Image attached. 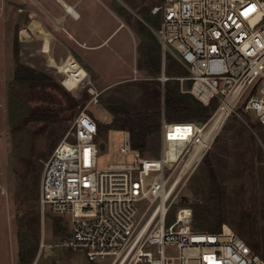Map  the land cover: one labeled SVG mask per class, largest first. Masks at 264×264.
Returning a JSON list of instances; mask_svg holds the SVG:
<instances>
[{"label":"built area","instance_id":"2783aa9c","mask_svg":"<svg viewBox=\"0 0 264 264\" xmlns=\"http://www.w3.org/2000/svg\"><path fill=\"white\" fill-rule=\"evenodd\" d=\"M149 13L158 22L150 30L163 64L168 55L176 60L188 76L174 79L190 82L185 92L206 107L215 101V108L205 121L162 115L157 158L132 149L124 132L119 152L133 161L102 171L97 122L80 112L44 163L38 197L42 214L67 218L69 235L58 244L41 240L38 249L80 251L89 262L111 258L110 264H264L226 225L194 230L191 203L180 197L230 118L252 111L264 130V0H157ZM170 79L162 74L159 81ZM141 201L147 207L137 217Z\"/></svg>","mask_w":264,"mask_h":264},{"label":"rangeland","instance_id":"374dc122","mask_svg":"<svg viewBox=\"0 0 264 264\" xmlns=\"http://www.w3.org/2000/svg\"><path fill=\"white\" fill-rule=\"evenodd\" d=\"M110 1L135 30L142 23L151 32L150 24L153 26L155 18L149 9L157 0ZM14 13L7 12L0 3V264H19L20 233L37 247L30 264H110L111 258L89 262L82 252L60 247L39 251L41 240L46 244L63 241L69 235V224L66 217L47 211L41 213L38 205L40 182L37 187L29 178L17 177L21 171L20 159L30 163L35 173L42 174L44 163L64 139L73 120L85 110L100 124L97 140L104 143V149L98 153L96 169L102 171L110 165L131 163L132 155L124 156L119 152L124 143V131L110 126L114 116L108 109L123 107L130 114L155 110L162 113L165 82L162 84L159 79L162 74L170 78V62L165 61L164 68L161 65L159 74L150 75L143 67L132 74L131 69L116 61L114 69L125 79L123 83L107 86L92 77L87 84L88 74L72 58L57 66L50 60L58 71L40 63L41 60L36 63L38 54L31 47L26 51L22 49ZM147 43L148 40L138 35L137 62L144 61L140 52ZM16 45L19 63L48 76V82L20 84L13 81ZM187 84L183 82L184 89ZM248 96L249 92L240 106ZM37 109L55 112L58 120L49 125L42 121L26 122V117ZM243 116V119L230 118L225 123L205 155L215 171L221 197L211 196L205 157L190 174L180 197L204 206L212 215L211 219H221L223 225L236 232L264 260V130L253 121L252 111ZM160 150V135L156 133L148 137L146 151L142 154L157 158ZM137 207L139 217L147 202L141 201ZM177 208L178 205L171 208L168 225L173 223ZM56 223L65 231H57Z\"/></svg>","mask_w":264,"mask_h":264},{"label":"crops","instance_id":"0c3cea01","mask_svg":"<svg viewBox=\"0 0 264 264\" xmlns=\"http://www.w3.org/2000/svg\"><path fill=\"white\" fill-rule=\"evenodd\" d=\"M110 2L0 0L7 12L13 14L15 10L18 39L22 49L26 51L31 47L38 54L36 63L41 60L40 63L45 66L55 68L49 64V60L57 66L64 61L69 62L72 58L88 74L87 84L91 83L93 77L97 83L107 86L125 81L117 75L118 69H114L116 61L117 64L121 63L131 69L132 74L136 73L138 68L137 28L135 30L124 14L113 8ZM154 39L159 47L161 65L164 68L160 45L155 37ZM30 40L32 41L29 42ZM179 84L185 92L188 87L184 89L183 83Z\"/></svg>","mask_w":264,"mask_h":264},{"label":"trees","instance_id":"16d2710c","mask_svg":"<svg viewBox=\"0 0 264 264\" xmlns=\"http://www.w3.org/2000/svg\"><path fill=\"white\" fill-rule=\"evenodd\" d=\"M150 23L149 20H146ZM153 26L157 27L158 22L153 21ZM138 34L149 41L144 45L142 51L140 52L141 57L144 61L138 62L139 68H144L149 72L150 75H157L161 70V56L159 52V47L154 39L153 34L146 29V27L139 23L137 26ZM17 44V43H16ZM15 57V69L13 73V81L20 84H30L37 82H48V76L35 71L34 69L22 65L18 60V48L17 45L14 48ZM166 61L170 62V72L174 73V77H187V71L171 56L166 57ZM49 64L52 66L51 61ZM190 86L188 82L187 87ZM216 102H212L209 106L202 105L197 99L187 92H183L180 88L178 81L168 80L164 83V117L168 121L172 122H183V121H205L211 111L215 108ZM113 113L114 119L110 123V126L114 129H120L124 132H128L130 137V144L132 149L138 150L140 153L146 151L147 139L149 136L159 133L160 131V121H161V111L155 110L153 112H136L130 114L126 112L123 107H111L108 109ZM116 114L118 116H116ZM245 119L250 122V118L245 116ZM53 120H58L55 112L43 109L33 110L31 114L26 117L25 121H42L45 125H49ZM62 122V119H59ZM98 125V132L100 130V124ZM21 161V171L18 172L17 177L29 178L33 184H38L40 182L41 173H35L32 165L26 161ZM204 164L207 169V179L210 183L212 197L220 198V186L218 185L215 171L212 168L211 163L204 158ZM33 180H32V178ZM34 194V192H32ZM192 209V227L194 230L204 231V232H218L223 225L221 219L215 218L211 219L212 215L208 213L207 209L199 204H191ZM57 224V231H65V229ZM18 244L20 246V251L18 254L19 264H30L34 259L37 247L33 246L25 234H18Z\"/></svg>","mask_w":264,"mask_h":264},{"label":"water","instance_id":"95a60500","mask_svg":"<svg viewBox=\"0 0 264 264\" xmlns=\"http://www.w3.org/2000/svg\"><path fill=\"white\" fill-rule=\"evenodd\" d=\"M99 148H100V149H104V143H100V144H99Z\"/></svg>","mask_w":264,"mask_h":264},{"label":"bare ground","instance_id":"6f19581e","mask_svg":"<svg viewBox=\"0 0 264 264\" xmlns=\"http://www.w3.org/2000/svg\"><path fill=\"white\" fill-rule=\"evenodd\" d=\"M71 9V7H69V10ZM72 11V10H71ZM214 129V127H212V129H210L211 131Z\"/></svg>","mask_w":264,"mask_h":264},{"label":"snow or ice","instance_id":"6c2138e0","mask_svg":"<svg viewBox=\"0 0 264 264\" xmlns=\"http://www.w3.org/2000/svg\"><path fill=\"white\" fill-rule=\"evenodd\" d=\"M245 14H247V13H245Z\"/></svg>","mask_w":264,"mask_h":264}]
</instances>
